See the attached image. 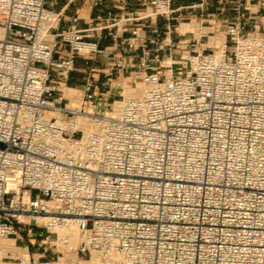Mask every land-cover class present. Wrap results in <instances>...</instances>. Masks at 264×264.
<instances>
[{
    "label": "built area",
    "instance_id": "1",
    "mask_svg": "<svg viewBox=\"0 0 264 264\" xmlns=\"http://www.w3.org/2000/svg\"><path fill=\"white\" fill-rule=\"evenodd\" d=\"M81 1L0 0V239L31 245L2 260L264 264V13L249 29L236 0L225 41L203 47L172 34L207 22L208 0H90L93 18ZM125 73L142 94L115 112Z\"/></svg>",
    "mask_w": 264,
    "mask_h": 264
},
{
    "label": "rangeland",
    "instance_id": "2",
    "mask_svg": "<svg viewBox=\"0 0 264 264\" xmlns=\"http://www.w3.org/2000/svg\"><path fill=\"white\" fill-rule=\"evenodd\" d=\"M187 2H189L190 0H186ZM235 2L236 0H208V9H207V22H205L204 24L201 23L200 19H197L196 17H194L193 19H197V22H199V27L194 31V34L197 37H200L201 35L205 34L207 35V37H203L202 39V45L203 47H209V46H214V45H219L221 43V41L224 38V30H225V24L227 22V20H229V18H231L234 13H235ZM249 6L251 7L250 13L249 15L251 16L250 19V24H249V29H253L255 27V25L259 22L260 17L262 16V14L264 13V0H249ZM75 6H73L72 9H74ZM90 8L86 9L85 12H83V15L86 14V12H89ZM186 22V21H184ZM190 22V21H187ZM213 26H216L215 28H213ZM212 31H215L216 35L213 37H210ZM179 30L178 31H174L173 33V37L174 40H179L184 38L180 33ZM219 41V42H218ZM214 42V43H213ZM202 47V48H203ZM81 65H85L84 63H81ZM88 71H90V69H88ZM87 73L83 70H79L77 68L76 71H74L73 77L75 78H80L85 80ZM128 73H125L124 75H122L119 79L118 78H114L115 82L113 83V90H115V94H113L112 97H110V101H115L117 99H121L122 97V90L124 89V83L125 81H131L130 78H127ZM74 80V79H73ZM140 82V79L137 80V82H135L132 85H135L136 83ZM131 83V82H130ZM74 88H76L74 85L72 86ZM108 94L104 93L103 95H98L97 96V100H104V98L107 96ZM111 107H108L107 110H110ZM33 231L36 232L38 230H42V228L40 227H36L33 226L32 227ZM28 232L27 230L24 231V234L26 235ZM28 238L24 237L23 239H19L17 242V245L19 247V249H17V251H15V255L14 253H10L11 256L16 257L19 256L21 254H23L25 251V247L20 248L21 245H24L26 243H28ZM7 261H14L13 259H8Z\"/></svg>",
    "mask_w": 264,
    "mask_h": 264
},
{
    "label": "bare ground",
    "instance_id": "3",
    "mask_svg": "<svg viewBox=\"0 0 264 264\" xmlns=\"http://www.w3.org/2000/svg\"><path fill=\"white\" fill-rule=\"evenodd\" d=\"M199 24L200 23L197 22V19H192V21L190 22H182L178 29L182 33H186L188 31H195L199 27ZM224 41L225 36L221 43H223ZM123 88L124 89L122 90V97L124 96L127 99L130 97L140 96L142 94L143 84L141 82H138L135 85H132L127 80L125 81ZM64 89L65 95L71 99L72 104H79L82 101L81 90L74 87H65ZM123 102L124 100L122 98L114 101L115 112H119L121 110ZM61 235L69 236V239L71 241L70 245L66 247L67 255L63 257L62 260H66L68 257L73 259L75 253L72 252V250H74L77 245L81 242L83 236L76 227L62 230ZM17 249H19V247L17 246L16 240L14 238L0 239V264H15V262L12 261L2 260V256L10 255V252L14 253L15 255V251H17ZM25 250L26 249H24V251Z\"/></svg>",
    "mask_w": 264,
    "mask_h": 264
},
{
    "label": "crops",
    "instance_id": "4",
    "mask_svg": "<svg viewBox=\"0 0 264 264\" xmlns=\"http://www.w3.org/2000/svg\"><path fill=\"white\" fill-rule=\"evenodd\" d=\"M78 5H82L83 6V8L80 10V12L90 8L89 13L91 14V18L95 17V15H97V14H100V13L103 14L104 13V11L103 12H99L98 10H94L91 7V1L90 0H82ZM112 33H113L112 30H106L104 32V39L102 41L103 45H110V44L113 43L112 36H111ZM178 33H180V32H178ZM181 34H182V32H181ZM172 38L174 39L173 34H172ZM122 56L124 57L125 60H127L126 56H128V59H130V58L132 59L133 58L136 62H138V54L125 53V54H122ZM117 59H120V58H118V56H117ZM84 62H85L84 59L82 57H79L77 59V68L79 70H82V71L84 70L87 73V72H89L88 69H90V68H85L84 65H81V63H84ZM93 69H99V66H95ZM73 74H74V72H72L71 75H70L68 86L72 87L74 85L77 89L82 90L84 88V86H85V80L80 79V78H75V77H73ZM101 89H102L103 93H105L106 87L102 86ZM27 246L31 247L29 242L24 244V245H21L20 248L27 247Z\"/></svg>",
    "mask_w": 264,
    "mask_h": 264
}]
</instances>
